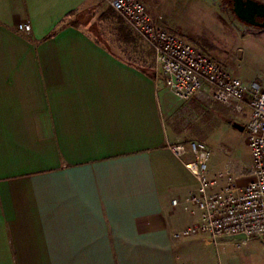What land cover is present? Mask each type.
Returning a JSON list of instances; mask_svg holds the SVG:
<instances>
[{"label": "crops", "instance_id": "0c3cea01", "mask_svg": "<svg viewBox=\"0 0 264 264\" xmlns=\"http://www.w3.org/2000/svg\"><path fill=\"white\" fill-rule=\"evenodd\" d=\"M108 8L0 0V264H264L258 239L174 236L197 222L183 203L197 182L171 146L212 150L248 111L208 104L194 129L203 93L178 99L88 30Z\"/></svg>", "mask_w": 264, "mask_h": 264}, {"label": "built area", "instance_id": "2783aa9c", "mask_svg": "<svg viewBox=\"0 0 264 264\" xmlns=\"http://www.w3.org/2000/svg\"><path fill=\"white\" fill-rule=\"evenodd\" d=\"M107 2L151 43L156 70L178 99L187 101L203 93L212 103L225 105L236 114L248 111L245 133L251 152V180L242 186L227 173L210 170L212 152L205 142L188 140L171 146L179 159L190 156L184 164L197 182L196 190L183 199L197 222L174 236L199 234L214 244L222 238L237 245L250 239L264 243V89L244 83L196 46L156 26L141 1ZM17 30L29 33L31 25L19 23Z\"/></svg>", "mask_w": 264, "mask_h": 264}, {"label": "rangeland", "instance_id": "374dc122", "mask_svg": "<svg viewBox=\"0 0 264 264\" xmlns=\"http://www.w3.org/2000/svg\"><path fill=\"white\" fill-rule=\"evenodd\" d=\"M102 1L108 3V0ZM139 1L145 5L156 26L196 46L220 63L232 76L248 85L256 84L264 89V30L238 20L227 0ZM116 14L120 16L119 13ZM122 19L130 34L129 42L118 39L115 32V27H118L116 19L100 22L95 18L94 22L87 26L92 32L100 33L115 52L130 57L140 65L152 67L158 77H161L159 70H156L151 43L141 32ZM204 100L205 103L196 109L192 118L194 129L198 123H212L208 104L214 103L208 98ZM228 109L233 115L236 114ZM219 135L220 143L213 144L212 150L209 148L212 152L209 165L214 161L212 172H225L231 179L242 176V180L248 182L251 180L249 173L252 160L245 131L220 129ZM236 185L242 186L237 180Z\"/></svg>", "mask_w": 264, "mask_h": 264}, {"label": "water", "instance_id": "95a60500", "mask_svg": "<svg viewBox=\"0 0 264 264\" xmlns=\"http://www.w3.org/2000/svg\"><path fill=\"white\" fill-rule=\"evenodd\" d=\"M232 13L241 22L264 30V2L259 0H232ZM233 126L243 131L244 127L238 123Z\"/></svg>", "mask_w": 264, "mask_h": 264}, {"label": "trees", "instance_id": "16d2710c", "mask_svg": "<svg viewBox=\"0 0 264 264\" xmlns=\"http://www.w3.org/2000/svg\"><path fill=\"white\" fill-rule=\"evenodd\" d=\"M227 2L231 5V8H232V0H227ZM120 16H118L116 14V12L112 8L111 9L108 8L105 11V18L116 19V24H117L118 27H115V32H116L117 37L119 38V40H121L122 42H129L131 40L130 39V34H129L128 29L126 28V26L124 24V21L122 19L123 17L121 16L122 18H120ZM88 25H90V24H88ZM88 30L91 33H93V35L95 36L96 41L105 43L104 42V39L102 38V36L100 35V33H94L89 28H88ZM142 67H144V66H142ZM146 68L148 69L150 67H146ZM146 68H143V69H146Z\"/></svg>", "mask_w": 264, "mask_h": 264}]
</instances>
